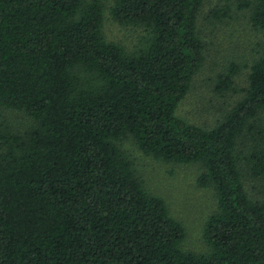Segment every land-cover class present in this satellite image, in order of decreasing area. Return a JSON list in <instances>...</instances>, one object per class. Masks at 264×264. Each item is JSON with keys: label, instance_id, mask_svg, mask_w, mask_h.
Listing matches in <instances>:
<instances>
[{"label": "trees", "instance_id": "1", "mask_svg": "<svg viewBox=\"0 0 264 264\" xmlns=\"http://www.w3.org/2000/svg\"><path fill=\"white\" fill-rule=\"evenodd\" d=\"M204 0H0V264H264V0H238L262 39L245 96L212 128L177 114L205 59ZM228 1V0H226ZM108 3H110L108 5ZM141 28L108 40L106 13ZM226 2L210 13L229 17ZM246 65L229 62L219 93ZM2 107L33 123L17 132ZM192 165L213 188L204 252L122 146Z\"/></svg>", "mask_w": 264, "mask_h": 264}, {"label": "rangeland", "instance_id": "2", "mask_svg": "<svg viewBox=\"0 0 264 264\" xmlns=\"http://www.w3.org/2000/svg\"><path fill=\"white\" fill-rule=\"evenodd\" d=\"M226 2L232 6L231 15L221 20L213 19L211 11ZM237 2L204 0L199 11L197 29L205 46V59L177 110L179 116L192 124L214 127L245 96L250 65L259 56L258 44L262 36L252 27L250 11L238 9ZM104 32L108 40L119 42L127 49H132L143 33L141 28L119 25L108 12ZM231 61L246 66L235 77L236 91L219 93L215 89L217 76ZM1 112L17 132H24L33 123L23 111L2 107ZM122 146L134 161L146 188L163 197L171 214L184 224L187 236L183 248L194 252L206 251L203 227L216 207V195L213 188H204L197 183L201 166L156 160L140 151L132 138L123 140ZM245 185L250 196H260L264 190V179L248 177Z\"/></svg>", "mask_w": 264, "mask_h": 264}]
</instances>
